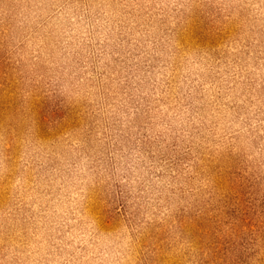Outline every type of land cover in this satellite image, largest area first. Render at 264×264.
Masks as SVG:
<instances>
[{
    "label": "rangeland",
    "instance_id": "rangeland-1",
    "mask_svg": "<svg viewBox=\"0 0 264 264\" xmlns=\"http://www.w3.org/2000/svg\"><path fill=\"white\" fill-rule=\"evenodd\" d=\"M0 264H264V0H0Z\"/></svg>",
    "mask_w": 264,
    "mask_h": 264
}]
</instances>
